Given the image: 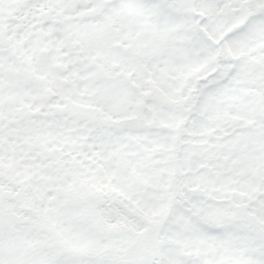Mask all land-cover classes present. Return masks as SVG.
Returning a JSON list of instances; mask_svg holds the SVG:
<instances>
[{
	"label": "snow or ice",
	"instance_id": "snow-or-ice-1",
	"mask_svg": "<svg viewBox=\"0 0 264 264\" xmlns=\"http://www.w3.org/2000/svg\"><path fill=\"white\" fill-rule=\"evenodd\" d=\"M0 264H264V0H0Z\"/></svg>",
	"mask_w": 264,
	"mask_h": 264
}]
</instances>
